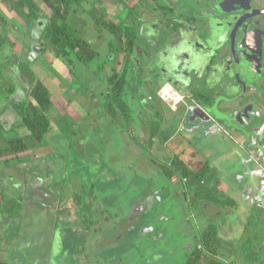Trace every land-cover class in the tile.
Instances as JSON below:
<instances>
[{
  "label": "flooded vegetation",
  "instance_id": "flooded-vegetation-1",
  "mask_svg": "<svg viewBox=\"0 0 264 264\" xmlns=\"http://www.w3.org/2000/svg\"><path fill=\"white\" fill-rule=\"evenodd\" d=\"M125 1L126 6L118 1L112 4L127 7L123 16L115 13L112 17L108 14L107 18L120 28H130L128 39L133 45L131 51L128 46L121 51L111 32L105 30L108 34L105 44L112 50L100 67V73L104 71L99 81L105 85L101 102L105 116L112 126L116 125L120 137H127L133 145H138L161 172L158 162L171 163L174 157L194 172L206 168L207 173L201 179L194 175L183 180L179 175L170 179L188 185L182 190L187 204L202 194L216 196L207 210L219 216L214 217L216 223L205 225L204 230L210 231L225 256L233 263L241 264L238 261L241 258L242 263L264 264V246L260 244L261 250L257 246L251 248V239L258 234L256 226L264 223V0H151V4L136 0L133 5L130 2L134 0ZM102 2L108 3L107 0ZM129 16L134 18L129 21L126 19ZM31 38L25 49L30 55L40 43L39 37ZM9 73L5 70L6 78ZM115 73L123 82L128 81L124 97L132 110L130 124L126 117L113 116L106 108L113 94L111 80ZM8 81L15 87L5 92L20 103L22 117L29 102L23 101L30 96L28 82L24 79L22 84L19 79L11 78ZM165 88L168 89L166 95ZM3 117L13 120V111L2 109L1 121ZM57 135L58 132L47 140H55ZM143 141L149 146L144 148ZM164 146H169L170 151L161 153ZM37 151L27 154L24 160L6 162L17 172H24L27 185L29 178L25 170L37 169L35 162L43 159L37 158L41 156ZM27 159L34 160L25 165L29 167L24 166L22 170L17 166ZM8 175L13 186L10 180L14 176L11 172ZM76 183H79L78 177L71 180L72 186ZM128 184L132 187L133 179H128ZM86 185L92 187L94 183ZM105 189L104 196L95 194L93 189L85 190L78 193L80 199L75 198L76 194L57 193L46 197L36 191L35 186L28 187V195L12 191L11 196H6L0 190L3 205L0 212L10 203H20L18 213L11 215L15 221L20 218V212L41 214L46 207L57 217L62 216L67 222L47 232L53 240L54 232L59 229L63 243L60 248L70 255L71 264H110L109 249L98 247L96 243L102 234L108 235L115 227L110 237L114 241V252L119 246V254L113 255L117 260H122L132 250L137 255L129 258L131 263L143 262V256L146 258L149 253L159 258L158 244L163 240L151 241L147 238L150 235L137 233L136 225L147 203L135 198V193L126 200L113 197L123 195L119 186L107 185ZM170 205L175 207L171 201ZM151 228L145 225L142 229L149 232ZM136 230L137 234H133ZM11 231H1V240L7 244L8 264L15 253L23 251L36 238H31L30 234L23 238L17 231ZM171 231L170 240L175 242L179 234ZM156 232L158 230L153 232L154 238ZM246 233L249 235L245 241L250 244L248 254L239 250ZM132 235L137 237L136 242ZM194 249L195 246L190 245L183 250L180 245L170 246V261L176 263L175 259L185 264L187 254Z\"/></svg>",
  "mask_w": 264,
  "mask_h": 264
},
{
  "label": "rangeland",
  "instance_id": "rangeland-1",
  "mask_svg": "<svg viewBox=\"0 0 264 264\" xmlns=\"http://www.w3.org/2000/svg\"><path fill=\"white\" fill-rule=\"evenodd\" d=\"M35 1L37 3L36 10L42 13L43 3L41 0ZM107 1L108 3H103L104 1L102 2V0H88V2L84 3V7L73 6V11L68 19V22L99 50V54L88 66H85L73 55L70 56V61L72 62L63 58L56 59L50 49V42H47L46 50L41 54L39 53L40 47L38 45L33 48L31 55L26 52L25 49L29 46L30 36H32V40L33 38L38 39L41 28L38 24L32 25V28H30L31 25L27 22L29 19L27 12L18 14L12 8L15 4L14 0H0V12L6 18V23L3 26L0 25V32L2 34L6 32L8 36L16 40L14 48L6 45L0 49V63H7L6 59L15 51L22 56V59L31 61V67L37 76L49 87L52 95V107L46 112L51 121L52 129L45 137L46 142L44 140L40 142V145L39 141L30 137L27 128L21 124L22 113L19 112V109H22L20 103L11 98V95H7L8 92L0 90V113L2 109H11L14 114V119L7 127L3 125V120L1 121L0 119V147L6 146L7 138L22 136L29 144L30 150L23 152L21 156L25 159L27 154H32L34 149L36 151L38 149L41 156L37 158L40 160L43 158L41 161L35 162L37 169L25 170L26 178H29L26 181L29 185L22 179L24 172H17L11 165L8 166L9 168H6V166L5 168L1 167L2 164L0 163V190H3L6 196H11L13 194L12 191H14V194L20 192L28 195V187L30 186L32 189L35 186L37 187L36 191L39 190L43 196L46 194L45 196L49 197L57 193L64 195L78 194L80 192L84 193L85 190L87 192L93 189L95 194L104 196L107 185H116L124 193L119 196L114 194L113 197L126 200L135 193V198L147 203V208L145 207L140 213L139 222L136 225L138 232L136 230L133 234H148L151 237L147 238L151 241L163 240L158 244V260L154 261L157 255L149 253L145 258V260L149 261L146 264H166L170 262V255H172L170 246L174 245L176 247L180 245L182 250L188 245L190 247L196 246L199 241L197 236L204 231L205 225L216 223L214 217L219 215L212 214L207 210L209 203H213L216 196L214 194H202L201 197H195L192 203L187 204L182 190L187 188L188 185L167 177L157 166L152 164L145 152L138 149V145H133L127 137H120L116 125L112 126L109 122V117L105 116L102 109L103 106H101L105 85L101 83L102 81H99L103 79L104 71L102 70L100 73V67L103 66L107 53L112 52V50L105 44L107 32L104 30L100 34V29L96 27L93 18L87 13V10L96 6L111 17L115 13L123 16L127 10V7L124 8L122 6L123 4L126 6L125 0ZM116 1L123 3L122 5L113 6L112 4H115ZM146 2L151 4V0H146ZM134 3H136V0L130 2V5ZM132 18L134 17L129 16L126 19L130 21ZM116 19L118 20V17ZM4 27H7L6 30H4ZM18 27L24 32L20 31ZM6 70L8 72L11 71L8 75L9 77L1 79L3 88L10 84L6 83L9 82V78L13 81L19 79L20 83L24 84V77L20 75L16 64L13 65L12 69L7 68ZM24 87L26 88L27 85H24ZM25 100H30V96H26L23 101ZM167 102L170 104V98L167 99ZM57 132V139L47 140L51 138V135L57 134ZM48 142L49 145L47 144ZM42 144L45 145L43 146ZM143 146L146 148L149 145L146 141H143ZM167 148L169 146L162 147L161 153L167 151ZM33 162L34 160L30 162V159H27L26 162H19L17 166L24 170L25 165H30ZM71 169L75 170L71 171ZM7 172H11L14 176L10 180V182L14 183L13 186L10 185L5 176ZM72 173L76 175L73 178L78 177L79 181L73 186L71 185ZM130 178L134 181L132 187L128 184V179ZM91 182L94 183L92 187L86 185ZM36 191L33 190L32 192ZM170 201L175 207L171 208ZM1 206L3 207V205ZM47 209L48 207L41 214H29L27 212L29 214L27 218L21 216L17 220L18 222L10 219L11 226L10 229H7L8 233L12 230L13 232L17 231L18 236L23 238L26 237V234H30L31 238L36 237L28 243L30 246L25 247L23 251L20 250L15 253L14 259L10 264H71L70 255L65 254L64 248H60L63 243L61 234L58 231V228L64 225L67 220L60 215L57 217L55 212L51 213ZM7 220V217L3 215L2 223H8ZM211 220L212 222H210ZM13 223L18 224V227L16 225L13 226ZM145 225L148 228L152 226L149 232L146 229H142ZM55 226L58 228L54 232L55 235L52 240L47 229L53 231ZM256 227L258 234L252 237L251 248L252 246H257L261 250V246H264V223L263 225L259 223ZM114 229H117V227L111 228L108 231V235L102 234L101 239L96 243L98 247H107L109 249L108 253H110L108 255L111 257H115L113 255L117 253L119 254L117 252L119 246H116V251L114 252L115 246L112 244L114 241L110 237V232L114 233ZM170 229L179 234L180 238L175 242L170 240V234H173ZM155 230H158V232H156V237L154 238L153 232ZM248 235L246 233L240 242L241 245H239V250L246 254H248V249H250V244L245 241ZM30 236L27 238L28 240ZM132 236L135 237L134 235ZM122 238L125 239V236H122ZM136 239L137 237H135L134 242H136ZM50 241L52 244H50ZM260 244L262 245L260 246ZM20 246L22 247V244ZM129 254L136 256L137 252L132 250ZM181 255L180 261L183 263L184 254L181 253ZM220 256L223 261L227 260V264L233 262L223 252ZM2 258L4 256L0 254V259ZM173 260L176 264H179L178 260ZM238 261L241 264H248L242 263L241 258ZM235 263L239 264L238 262Z\"/></svg>",
  "mask_w": 264,
  "mask_h": 264
},
{
  "label": "trees",
  "instance_id": "trees-1",
  "mask_svg": "<svg viewBox=\"0 0 264 264\" xmlns=\"http://www.w3.org/2000/svg\"><path fill=\"white\" fill-rule=\"evenodd\" d=\"M14 2L15 4L12 8H14L18 14L27 12L29 15L27 22L30 23V28H32V25L38 24L40 26V54L46 50L47 42L51 43L50 49L56 59L63 58L72 62L70 61V56L73 55L85 66H88L99 54V50L68 22L73 11V6L84 7V3L88 2V0H41L43 3L42 13L36 10L35 7L37 3L35 0H14ZM87 11L93 18L96 27L100 29V34L101 31L104 30L111 32L113 38H115L114 41L116 45L121 51L122 48L126 46H128L129 51H131L133 41H129L128 39V35L131 33L129 27L125 29L120 28L117 23L107 18V15L101 11L99 7L93 6ZM5 23L6 18L0 12V25L3 26ZM15 44L16 42L8 36L6 32L5 34L0 32V49L6 45L14 48ZM6 62L5 64L0 63V90L12 91L15 87L14 84L10 83L7 85L9 89L6 87L3 88L1 79L6 78L5 70L7 68L12 69L13 65L16 64L20 75L27 80L30 89V100L26 105L25 113L21 117V124L27 128L33 140L42 142L52 129L51 121L46 113L52 107L50 89L37 76L34 69L31 67V61L22 59V56L18 55L15 51L6 59ZM111 82L114 88L113 94L110 100L106 102L107 105H104H106V108L113 116L120 114L126 117L128 124H130L132 110L128 103L125 102L124 97L125 85H127L128 81L123 82L121 78L119 79L118 74L115 73ZM6 140V146L0 147V160L5 161V163L8 162V160H23L24 157H22L21 154L30 149L27 141L22 136H15L7 138ZM158 165L167 177L170 178L179 175L181 180L191 175L201 179L207 173L206 168H202L196 172L192 171L184 165L182 161L177 160L176 157H174V161L171 163L159 161ZM80 197V194L75 195V198L80 199ZM19 207V203H10L7 205V209L5 211L3 209L2 211L13 216L18 213L17 208ZM197 237L199 238L198 245H201V248L196 245L195 249L187 254L185 264H225L217 257L219 246L210 231L204 230L200 232ZM0 264H8V262L0 261Z\"/></svg>",
  "mask_w": 264,
  "mask_h": 264
},
{
  "label": "crops",
  "instance_id": "crops-1",
  "mask_svg": "<svg viewBox=\"0 0 264 264\" xmlns=\"http://www.w3.org/2000/svg\"><path fill=\"white\" fill-rule=\"evenodd\" d=\"M8 11V10H7ZM6 28L7 27H4V30H6ZM13 39V38H12ZM15 42H16V40L15 39H13ZM11 71V70H10ZM2 120H4L5 121V123H4V125L7 127L8 125H10L11 123V119H8V118H5V117H3L2 118ZM30 150V149H29ZM28 150V151H29ZM36 150L34 149V152H35ZM0 163L2 164L1 165V167L3 166L4 168H5V166H6V168H9L8 166L9 165H7V163H5V161H2V160H0ZM5 176L7 177V179H8V177H9V175H8V173L7 174H5ZM23 180H25V176H23V178H22ZM1 204H2V200H0V206H1ZM19 205H20V203H19ZM21 206V205H20ZM23 209V208H22ZM21 209V210H22ZM3 213V214H2ZM0 212V254L1 255H3L4 256V258H2V259H0V261H7L8 262V260H7V258H6V251L7 250H5L6 249V247H7V244L5 243V241H2L1 240V238H2V236H1V231H4V229L5 230H7V229H10V226L8 225L9 223H10V219L11 220H13L12 219V216L9 214V213H5V212ZM21 214V215H20ZM3 215L5 216V217H7V221H8V223L6 222V223H2V218H3ZM19 215H20V217L22 216V217H26L27 218V215H28V213H27V211H24V212H20L19 213ZM18 222V221H17ZM13 225H18V224H16V223H13ZM6 227V228H5ZM16 228V227H15ZM13 233V232H12ZM222 252L220 251V250H218V254H217V257L218 258H220L221 259V256H220V254H221ZM130 257H132V254H127V256L125 257V258H123L122 260H117L115 257H111V259H110V264H146V262H149L148 260H145V257H143V262L142 261H138L137 263H131L130 261H129V258ZM225 259V258H224ZM158 259H157V257L154 259V261H157ZM222 261H223V259H221ZM229 261V260H228ZM225 264H227L228 262H227V260H225V261H223ZM166 264H176V263H174L173 261L171 262H167ZM230 264H233V262H231ZM235 264V263H234Z\"/></svg>",
  "mask_w": 264,
  "mask_h": 264
},
{
  "label": "bare ground",
  "instance_id": "bare-ground-1",
  "mask_svg": "<svg viewBox=\"0 0 264 264\" xmlns=\"http://www.w3.org/2000/svg\"><path fill=\"white\" fill-rule=\"evenodd\" d=\"M167 88H165V90L163 91V93L166 95L167 94ZM170 93V92H169ZM171 94V93H170ZM176 97V96H175Z\"/></svg>",
  "mask_w": 264,
  "mask_h": 264
}]
</instances>
